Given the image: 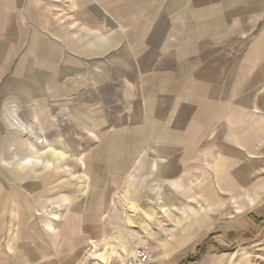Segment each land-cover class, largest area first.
<instances>
[{
	"label": "crops",
	"instance_id": "0c3cea01",
	"mask_svg": "<svg viewBox=\"0 0 264 264\" xmlns=\"http://www.w3.org/2000/svg\"><path fill=\"white\" fill-rule=\"evenodd\" d=\"M73 1L81 7H127L119 20L126 23V30L110 33L111 41H125L115 43L108 55L96 56L100 63L92 72L84 67L85 56L72 58V63L82 59L84 65L78 71L73 102L69 88L61 92L57 81L43 78L29 60H21L17 71L31 69L30 95L50 98L53 105L65 104L63 110L77 117L79 126H92L90 133L101 135L110 128L111 149L116 151L112 165L124 172L119 178H94L99 189L107 183L110 191L125 190L129 200L148 208L153 221L155 216L168 217L171 207L180 209L186 199L213 201L227 194L244 198L246 189L253 198H262L264 0ZM27 5L65 6V0H31ZM16 6L18 0H0V7ZM39 13L35 21L46 20L44 11ZM91 43L95 49L101 47L100 40ZM53 45L39 27L28 50L43 55L46 62L40 64L46 66L54 61L49 58ZM102 62L107 64L104 70ZM65 63L70 64L67 55ZM43 102L37 101L36 110L28 111L26 122L40 124ZM46 155L48 165L62 157L51 150ZM33 156L21 160L20 173L37 165L38 155ZM129 168L137 172L130 174ZM167 206L170 209L164 213ZM56 216H48V225ZM171 229L179 231L181 224ZM176 236L180 235L167 245H180ZM143 241L130 246L148 245Z\"/></svg>",
	"mask_w": 264,
	"mask_h": 264
},
{
	"label": "rangeland",
	"instance_id": "374dc122",
	"mask_svg": "<svg viewBox=\"0 0 264 264\" xmlns=\"http://www.w3.org/2000/svg\"><path fill=\"white\" fill-rule=\"evenodd\" d=\"M18 2L20 6L0 7V20L6 19L0 22V264H120L139 247L152 251L155 264H264V193L259 199L249 189L244 198H184L180 209L164 207L168 217L153 221L148 208L129 200L125 190L110 191L107 183L99 189L94 182L124 172L112 165L116 151L111 149L110 128L94 135L89 123L79 126L77 117L63 110L65 104L53 105L52 99L28 92L32 85L27 72L32 70L17 71L23 59L43 78L56 80L61 92L69 88L73 102L84 65L82 59L72 63V58L85 56L84 67L92 72L100 63L96 56L108 55L115 43L125 41L112 42L110 33L126 30L119 20L127 7H81L65 0V6L41 8L28 6L31 0ZM42 11L46 20L35 21ZM39 27L54 42L49 56L54 61L46 66L40 64L46 62L43 55L28 50ZM99 40L101 47L93 48L91 42ZM102 63L104 70L107 64ZM37 101H44V115L40 124H29L28 111L36 110ZM48 150L62 157L48 165ZM29 154L40 161H33L37 165L21 171L20 177L21 160ZM129 169L130 174L137 172ZM51 215L57 216L50 226ZM19 216L25 219L19 221ZM94 218L101 221L94 223ZM173 224H181V230L171 229ZM19 228L22 236L17 237ZM176 233L180 245H167ZM141 241L148 245L130 246ZM123 243L127 245H118Z\"/></svg>",
	"mask_w": 264,
	"mask_h": 264
},
{
	"label": "built area",
	"instance_id": "2783aa9c",
	"mask_svg": "<svg viewBox=\"0 0 264 264\" xmlns=\"http://www.w3.org/2000/svg\"><path fill=\"white\" fill-rule=\"evenodd\" d=\"M120 264H155V258L148 247H139L132 256L122 259Z\"/></svg>",
	"mask_w": 264,
	"mask_h": 264
},
{
	"label": "trees",
	"instance_id": "16d2710c",
	"mask_svg": "<svg viewBox=\"0 0 264 264\" xmlns=\"http://www.w3.org/2000/svg\"><path fill=\"white\" fill-rule=\"evenodd\" d=\"M191 258V257H190ZM190 258H189V260H190ZM181 264H186V262H182Z\"/></svg>",
	"mask_w": 264,
	"mask_h": 264
}]
</instances>
